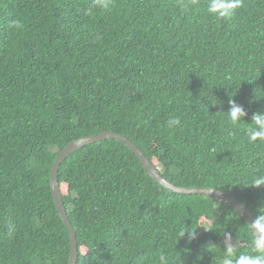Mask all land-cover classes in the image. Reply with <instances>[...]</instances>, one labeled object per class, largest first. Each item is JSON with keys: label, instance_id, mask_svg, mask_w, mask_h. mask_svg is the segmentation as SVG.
<instances>
[{"label": "trees", "instance_id": "16d2710c", "mask_svg": "<svg viewBox=\"0 0 264 264\" xmlns=\"http://www.w3.org/2000/svg\"><path fill=\"white\" fill-rule=\"evenodd\" d=\"M94 3L0 0V264H69L51 168L69 143L103 132L127 137L170 183L231 191L264 213V185H252L264 142L246 135L264 111V0L227 19L209 16L207 0L186 11L180 0ZM230 100L246 122H229ZM58 178L77 264H224L225 233L250 250L239 212L162 187L118 139L80 148Z\"/></svg>", "mask_w": 264, "mask_h": 264}, {"label": "clouds", "instance_id": "9594fccd", "mask_svg": "<svg viewBox=\"0 0 264 264\" xmlns=\"http://www.w3.org/2000/svg\"><path fill=\"white\" fill-rule=\"evenodd\" d=\"M196 0H180V8L188 10L194 6ZM242 0H207L206 13L214 18H231L237 9L241 7ZM93 7H99L109 10L111 0H95ZM10 28L19 30L23 25L19 19H12L8 25ZM96 39L99 36L94 37ZM230 108L227 111V118L232 125H238L246 122L244 118L247 116L245 108L238 104L235 100H230ZM181 123L179 117L170 118L167 121V127L174 129ZM249 124V123H248ZM246 128V135L249 143L257 141L264 142V111L256 112L252 115V123ZM159 169V168H158ZM253 186L260 187L264 185V176H258L254 179ZM203 224V223H202ZM204 225V224H203ZM205 226V225H204ZM252 235L251 247L247 252H237L240 243L231 240V234L225 233L224 264H264V213L257 216L254 222L249 223ZM9 235L14 232V226L8 222ZM187 229L184 227L179 230V236L183 237ZM189 241L196 238L194 231L188 233ZM166 257L161 255L158 257V264H164Z\"/></svg>", "mask_w": 264, "mask_h": 264}, {"label": "water", "instance_id": "95a60500", "mask_svg": "<svg viewBox=\"0 0 264 264\" xmlns=\"http://www.w3.org/2000/svg\"><path fill=\"white\" fill-rule=\"evenodd\" d=\"M106 139H118L125 143L139 158L140 162L144 166L148 174L162 187L170 190L171 192L183 194V195H204L217 199L219 201L225 202L237 212H239L246 222L252 223L256 219L252 212L231 192L225 190L211 189V188H184L176 186L166 180L160 170L155 166L142 152V150L130 141L127 137L119 135L114 132H103L96 135H91L87 137L80 138L78 140L72 141L69 143L57 156L55 162L52 165L50 173V185L52 193L54 196V201L56 208L64 221L65 225L68 227L70 232V246L71 254L69 259V264H77L79 251H78V241L77 236L74 231V228L69 220L67 210L63 201V196L60 189L58 172L61 164L65 161L67 157L76 152L82 147H85L89 144L100 142Z\"/></svg>", "mask_w": 264, "mask_h": 264}]
</instances>
